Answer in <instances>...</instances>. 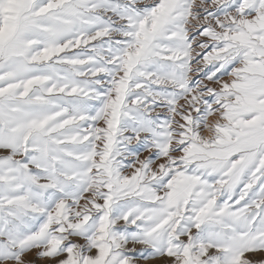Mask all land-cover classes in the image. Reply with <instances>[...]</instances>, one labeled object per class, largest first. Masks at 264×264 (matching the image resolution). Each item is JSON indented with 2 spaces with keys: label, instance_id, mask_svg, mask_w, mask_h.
<instances>
[{
  "label": "snow or ice",
  "instance_id": "6c2138e0",
  "mask_svg": "<svg viewBox=\"0 0 264 264\" xmlns=\"http://www.w3.org/2000/svg\"><path fill=\"white\" fill-rule=\"evenodd\" d=\"M0 264H264V0H0Z\"/></svg>",
  "mask_w": 264,
  "mask_h": 264
}]
</instances>
